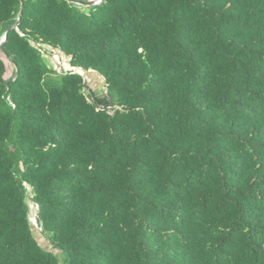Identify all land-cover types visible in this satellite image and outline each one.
Segmentation results:
<instances>
[{"label": "trees", "instance_id": "16d2710c", "mask_svg": "<svg viewBox=\"0 0 264 264\" xmlns=\"http://www.w3.org/2000/svg\"><path fill=\"white\" fill-rule=\"evenodd\" d=\"M83 7L0 0V264H264V0Z\"/></svg>", "mask_w": 264, "mask_h": 264}, {"label": "rangeland", "instance_id": "374dc122", "mask_svg": "<svg viewBox=\"0 0 264 264\" xmlns=\"http://www.w3.org/2000/svg\"><path fill=\"white\" fill-rule=\"evenodd\" d=\"M89 8L90 7H83L82 9L84 11L88 12ZM43 57L45 58V61L47 63H49L50 66H52V60L47 56H43ZM2 59H3L5 66H6L5 78H9L11 76L13 67H12L11 63L4 56H2ZM66 66L69 67V65L67 63H66ZM82 76L84 77V80L87 82V85L90 89H92L94 92H97V93H101V94L104 93L103 87L101 89H99L101 87V83L103 82L100 76H98L97 74L92 73V72H86V75H82ZM29 207H30V222H31L32 227H33V234H34L35 239L37 240L38 244L40 246H42L43 248L51 249L50 245L41 236L40 230L38 229V227L36 225V220H35L36 206L34 204L30 203Z\"/></svg>", "mask_w": 264, "mask_h": 264}, {"label": "built area", "instance_id": "2783aa9c", "mask_svg": "<svg viewBox=\"0 0 264 264\" xmlns=\"http://www.w3.org/2000/svg\"><path fill=\"white\" fill-rule=\"evenodd\" d=\"M100 2L101 0H93L94 6L99 5ZM36 47L39 49V51L41 52L43 56H47L52 60L53 68L57 73L76 72L75 68H72L69 65V63L67 62L63 54L60 53L59 51L53 50V49H46L40 46L39 44H36ZM66 63L70 66L69 68L66 66ZM36 209H37V206H36Z\"/></svg>", "mask_w": 264, "mask_h": 264}, {"label": "water", "instance_id": "95a60500", "mask_svg": "<svg viewBox=\"0 0 264 264\" xmlns=\"http://www.w3.org/2000/svg\"><path fill=\"white\" fill-rule=\"evenodd\" d=\"M22 2V0H20ZM70 3H74L78 6H84V7H90V6H94L93 0H86V1H82V2H77V1H73V0H68ZM18 25V22L11 28L8 29L7 32H9L10 30H12L13 28H16V26ZM6 32V33H7ZM6 33L2 36L1 40H0V47L3 50V42L5 41V35ZM75 74H78L79 76H81L83 79L84 77L78 73V72H74ZM105 86V82L101 83V87L99 89H101L102 87ZM95 94H98L97 92H95ZM104 94H102L101 96H103Z\"/></svg>", "mask_w": 264, "mask_h": 264}, {"label": "bare ground", "instance_id": "6f19581e", "mask_svg": "<svg viewBox=\"0 0 264 264\" xmlns=\"http://www.w3.org/2000/svg\"><path fill=\"white\" fill-rule=\"evenodd\" d=\"M69 67H70V66H69ZM69 67H68V68H69ZM78 73H79V72H78ZM80 74H81V73H80ZM81 75H82V74H81Z\"/></svg>", "mask_w": 264, "mask_h": 264}]
</instances>
